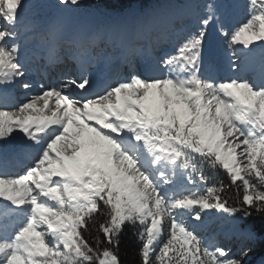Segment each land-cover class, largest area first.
Listing matches in <instances>:
<instances>
[{"label": "snow or ice", "instance_id": "6c2138e0", "mask_svg": "<svg viewBox=\"0 0 264 264\" xmlns=\"http://www.w3.org/2000/svg\"><path fill=\"white\" fill-rule=\"evenodd\" d=\"M27 6L0 0V264H122L126 225L141 242L139 264H245L250 245L264 246V0H112L81 18L26 23ZM240 9L244 22L228 28ZM212 22L229 49L247 50L234 76L204 69ZM28 33L49 66L67 58L79 76L23 99L7 90L33 88L35 52L20 43ZM165 40L174 51L137 71ZM101 61L133 72L106 73L89 93ZM205 165L240 182L234 205L222 182L207 185ZM212 210L243 237L238 254L201 235Z\"/></svg>", "mask_w": 264, "mask_h": 264}, {"label": "rangeland", "instance_id": "374dc122", "mask_svg": "<svg viewBox=\"0 0 264 264\" xmlns=\"http://www.w3.org/2000/svg\"><path fill=\"white\" fill-rule=\"evenodd\" d=\"M211 0H201V4H206V3H210ZM245 2V0H240V3L243 4ZM27 8L25 10L24 13V17H29L30 19L32 18V22H43L44 20H46L47 18L54 16V15H71L70 18H81L87 15H91L93 13H86L87 12V4H83V0H81V7H76V6H72V5H60L59 4V0H27ZM137 4V3H136ZM246 16V12L243 9L238 10L233 17L231 18V20L228 22L227 27L228 28H235L236 26H238L240 23L244 22ZM192 22H194V24L192 23V25L189 22V26H187L188 28H194L195 25V21L194 20H190ZM212 23H210V25L208 26L207 32L208 35L206 37V39L203 42V62H207V53L210 52V47H208L207 44H209V40L210 37L213 36L212 31V27H211ZM215 26H217V24L215 23ZM215 36V33H214ZM222 36V35H221ZM21 48H22V43L21 42ZM257 44L259 45V42H257ZM222 45L225 46L227 52H228V56L230 57V59H234L235 60V64H237L240 67H244V52H246L247 50L243 48L242 45H236L235 49H229L227 46V43L225 41V39L222 36ZM175 45H170L167 43V40H165L164 42L160 43L159 45H157V48L155 50V52H151L150 54L152 57H154L153 59L158 60L160 57L166 55V54H171L174 51ZM264 51V46H258L256 48V52H260V51ZM235 52V54H234ZM243 55V56H242ZM215 61V60H214ZM135 69L138 71V69L135 67ZM229 70L231 72L232 75L236 74V69H233L232 67H229ZM123 71V70H122ZM126 72V71H125ZM122 72L123 74L121 75L120 78H126V76H130L133 72V69L131 72L128 73V75ZM30 75V74H29ZM37 78V77H36ZM29 79V78H28ZM61 79H65V78H61ZM29 83H31L33 85V88L31 90V92H35L38 89V86L41 85L40 81H37L34 78H30V80H28ZM57 81L54 79L51 82L52 84H55ZM4 86L0 85V89H3ZM20 92V96L21 99H23V97L26 95V91L20 87L17 88ZM218 221L219 223L217 224V228L218 226H221L223 228H225L224 231H221L222 233H218L217 235H210L209 232L207 230H204V228L206 227V225L208 226L211 222L213 221ZM231 225L229 224V217L227 216V214L225 213H220L216 210H212L210 211L209 215L206 217V222L203 226V230L201 232V235L205 236L207 239L212 240L214 242H216L217 244H219L220 246L226 247L231 251L232 248V243L231 240L229 239V236L231 235H237V234H233L230 231ZM240 236V235H237ZM251 255H249L246 258L245 264H250L248 262H251ZM254 264H264V257L260 258L258 261H256Z\"/></svg>", "mask_w": 264, "mask_h": 264}, {"label": "trees", "instance_id": "16d2710c", "mask_svg": "<svg viewBox=\"0 0 264 264\" xmlns=\"http://www.w3.org/2000/svg\"><path fill=\"white\" fill-rule=\"evenodd\" d=\"M154 0H131V2L135 3L138 2L139 4L149 5L150 2ZM159 1V0H156ZM112 0H83V4H87V12H99L104 10V5L111 3ZM200 2V1H198ZM204 174L208 177L207 185L212 186L219 184L222 182L223 185L227 186L226 191L221 193L222 197L228 200L229 204L234 205L236 200L237 194V185L240 184L239 181L236 182V185L232 184V181L227 174L226 170L217 167V168H210L207 165L204 166ZM199 187V185H197ZM195 190V189H194ZM242 192V189H241ZM104 220V216L97 215V222H96V229L99 227V223H102ZM245 224L248 221L244 222ZM218 221H213L206 226L205 230H207L211 234H216L218 231L222 230V227L217 228ZM244 225L242 224V227ZM96 229H93V235L96 234ZM138 230V226L137 229ZM102 236V233H101ZM167 239L166 235H162L160 238V243L157 246V251L159 247L162 246V243ZM232 248L231 252L233 254H238L239 248L243 241L242 237H237L233 235L232 238ZM141 242L137 239V236L134 235V229L131 225H126L121 237H120V244H119V256L122 261V264H139L140 256L139 250L141 248ZM253 247L254 251L250 254L252 256V261H255L258 257L264 255V246L257 244V245H250Z\"/></svg>", "mask_w": 264, "mask_h": 264}, {"label": "bare ground", "instance_id": "6f19581e", "mask_svg": "<svg viewBox=\"0 0 264 264\" xmlns=\"http://www.w3.org/2000/svg\"><path fill=\"white\" fill-rule=\"evenodd\" d=\"M58 15H60V14H58ZM64 16V15H63ZM66 17H68V18H70L71 17V15H65ZM27 20H28V18H27ZM218 31V30H217ZM217 38L219 39V35L217 34ZM218 42H220V39H219V41ZM28 42H26L25 44H27ZM211 43V42H210ZM215 45H216V43H214ZM217 46V45H216ZM220 47H222L221 45H220ZM22 50H25V48H23ZM262 51V50H261ZM260 51V52H261ZM214 52H216V49H215V47H214V49L212 50V54L214 53ZM257 53H259V52H257ZM227 54V53H226ZM210 56H211V53H210ZM227 58H228V56H227ZM151 60V59H150ZM62 61H64L65 62V64H66V67H67V70H68V68H71L70 67V65H69V62L68 61H66V59L65 58H63L62 59ZM226 62H225V64L227 65V66H230L232 63H234L235 62V60L234 59H232L231 60V63L229 62L230 60H229V58L228 59H226L225 60ZM212 62V61H211ZM230 63V64H229ZM41 64V63H40ZM43 65V64H42ZM68 65V66H67ZM98 65L99 66H103L104 65V62H99L98 63ZM118 72L120 71V70H123V71H127L128 69H129V71L128 72H131L132 71V69L131 68H129L128 66H126V65H119V66H116V67H114ZM226 68V69H225ZM225 68H223V67H219V68H217L218 69V71H222L223 73H225L226 71H227V68L228 67H225ZM48 73H49V75L48 76H51L53 79H59V71H58V69H57V64L56 65H54L53 66V69H50L49 71H48ZM38 78H36L35 76H32V75H29L28 76V80H30V78H34V79H36V80H41L42 79V77H40V75L38 74ZM50 77V78H51ZM44 79V78H43ZM42 81V80H41ZM43 82V81H42ZM48 84V83H47ZM44 85V84H43ZM49 85H50V83H49ZM13 85H9L8 86V88L7 89H9V88H11ZM44 86H48V85H44ZM37 91H39V86H38V89H37ZM37 91H35V92H37ZM35 92H33V93H35ZM32 94V92L30 91V92H26V95L24 96V97H26V96H29V95H31ZM23 97V98H24Z\"/></svg>", "mask_w": 264, "mask_h": 264}]
</instances>
